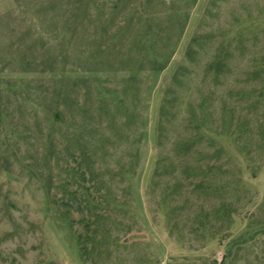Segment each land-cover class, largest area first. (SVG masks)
Wrapping results in <instances>:
<instances>
[{
    "label": "trees",
    "instance_id": "1",
    "mask_svg": "<svg viewBox=\"0 0 264 264\" xmlns=\"http://www.w3.org/2000/svg\"><path fill=\"white\" fill-rule=\"evenodd\" d=\"M197 1L15 0L24 27L17 40L11 31L9 39L0 42V72L8 73L0 75V133L7 135L0 143V167L10 170L19 163L41 179L51 198L61 193L52 199L57 203V219L73 231L84 259H95L100 254L108 241L110 212L117 207L110 185L114 173L108 172L107 176L100 160L105 158L109 142L124 138L126 128L137 118L125 96L130 93L136 97L134 82L138 76L123 78L124 85L116 90L109 87L110 79L98 74L165 69L178 49ZM217 1L207 0L197 29L185 44L183 58L176 62L169 81L163 85L155 143L164 145L167 125L184 112L183 127L187 131L175 135L172 148L182 155L196 152L199 159L218 161L224 152L242 153L251 144L252 132L245 127V116L237 113L234 101L245 102L244 115L264 109V56L253 59L246 75V80L256 81L257 86L228 87L220 109L211 108V94L202 89L193 98L188 90L193 62L203 53H210L203 64L204 74L215 86L224 84L234 55L244 53L249 40L257 37L258 25L238 16H234L236 26L231 28L206 22L215 18L220 8ZM19 72L26 76L14 77L13 73ZM40 74H49L52 84L47 87ZM34 79H39V84H33ZM28 104L39 129H46L41 151L34 144L31 148L24 146L25 140L18 139L20 133L12 124L16 110ZM69 121L66 128L71 130L64 136L66 145L60 151L56 133ZM104 122L110 134L101 131ZM257 131L264 140V112ZM204 142L213 149H201ZM156 163L155 171L159 172L162 160ZM216 167V162H208L207 170L200 164L186 165L185 169H192L193 175L222 174L214 171ZM54 168L66 173L64 180L56 182ZM120 169L116 175L123 174ZM220 178L223 183L229 181L223 174ZM168 194L165 192L164 197ZM0 195L2 212L16 230L20 223L13 215L15 203L8 192L2 194L1 184Z\"/></svg>",
    "mask_w": 264,
    "mask_h": 264
},
{
    "label": "rangeland",
    "instance_id": "2",
    "mask_svg": "<svg viewBox=\"0 0 264 264\" xmlns=\"http://www.w3.org/2000/svg\"><path fill=\"white\" fill-rule=\"evenodd\" d=\"M206 2L198 0L195 4L178 49L165 69L98 74L110 79L109 87L116 90L124 85L123 78L138 76L134 82L136 97L130 93L125 96L137 118L126 128L124 138L109 142L105 158L100 160L101 170L107 176L111 171L116 175L120 167L123 172L113 174L114 178L110 179L117 207L110 212L112 224L108 241L102 245L100 254L95 259L83 258L73 231L57 219V203L52 199L60 197L61 193L51 198L38 176L14 163L10 170L0 167V184L2 194L8 192L15 203L13 215L20 226L13 229L3 214L0 195V264H220V253L224 254L223 264H264V140H260L257 131L264 109L244 115L245 102L234 101L237 113L245 116V127L252 132L253 139L242 153L224 152L218 161L208 157L199 159L196 152L182 155L172 148L175 135L187 131L183 127L184 112L172 125H167L164 145L155 143L163 85L169 81L176 62L183 58L185 44L197 29V20ZM217 2L220 8L215 18L206 19L209 24L219 23L231 28L236 26L234 16H238L258 25V29L257 37L249 40L245 52H237L232 58L233 67L224 84L215 86L204 74L203 64L210 53H203L191 64L188 90L193 98H197L199 89L209 92L212 97L209 104L213 102L214 110L221 108V97L228 87L257 86L256 81L246 80V75L253 67V59L264 56V0ZM21 17L15 0H0V42L8 40L11 31L17 40L24 27ZM5 72L0 75L7 76ZM13 74L16 78L26 76L20 72ZM65 74L74 75L73 72ZM49 76L39 75L47 87L48 83L52 84ZM32 81L39 84V79ZM16 115L12 124L20 133L18 139L25 140L24 146L31 148L34 144L41 151L42 134L46 129L44 126L39 129L31 105L21 106ZM70 122L56 133L60 151L66 145L64 136L71 130V127L66 128ZM101 131L110 134L105 122ZM6 137L5 132L0 133V143ZM201 149L212 150L213 147L204 142ZM158 159L162 160V167L156 172ZM208 162H216L214 171L222 172L229 181L223 183L222 174L199 172L193 175L192 169H185L186 165L200 164L207 170ZM65 176V172L54 168L56 182L64 180ZM165 192H169L167 197H164Z\"/></svg>",
    "mask_w": 264,
    "mask_h": 264
},
{
    "label": "water",
    "instance_id": "3",
    "mask_svg": "<svg viewBox=\"0 0 264 264\" xmlns=\"http://www.w3.org/2000/svg\"><path fill=\"white\" fill-rule=\"evenodd\" d=\"M218 258L220 259V264H223L224 254L223 253L218 254Z\"/></svg>",
    "mask_w": 264,
    "mask_h": 264
}]
</instances>
